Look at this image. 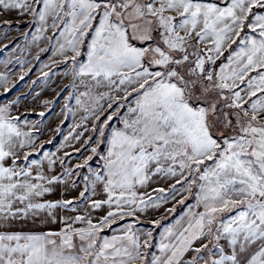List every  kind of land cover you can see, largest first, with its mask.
I'll return each mask as SVG.
<instances>
[{"label":"snow or ice","instance_id":"obj_1","mask_svg":"<svg viewBox=\"0 0 264 264\" xmlns=\"http://www.w3.org/2000/svg\"><path fill=\"white\" fill-rule=\"evenodd\" d=\"M0 26V95L39 63L38 115L73 119L49 151L31 91L0 100V264H264V0H0Z\"/></svg>","mask_w":264,"mask_h":264},{"label":"rangeland","instance_id":"obj_2","mask_svg":"<svg viewBox=\"0 0 264 264\" xmlns=\"http://www.w3.org/2000/svg\"><path fill=\"white\" fill-rule=\"evenodd\" d=\"M24 25L21 24V28H23ZM0 30L2 29V26H0ZM17 30L15 27L10 30V37L11 35L15 34ZM0 43H6V41L0 40ZM17 44H23V40L17 37L16 43L13 44L11 47H9L7 50L5 49H0V60L4 58H9L10 53H11V48L16 47ZM35 50L33 49V53ZM16 56H20L21 53L19 51H16L15 53ZM48 55L50 53H42L40 54L41 56V62H45L47 60ZM25 61L29 60L30 58L28 56L24 57ZM9 67L13 68V75L12 79L16 81L13 91L9 94L5 95H0V100H4L6 98H13L15 97L17 92L21 93H29L31 91V94L27 96L26 99L21 101L19 111L22 113L25 112V109H30L26 113V118L30 120H43V124L41 127L43 128V135L40 136V140L44 141V146H52L54 143L55 138L59 137V141L54 145L52 151H56L57 148L61 147V141L63 140V137L67 134L68 131H70L69 125L73 123V119L71 115H69L68 119L66 122L61 125V131L59 133H56L54 131H49V129H54L55 126L59 123L61 119H64L62 116L58 118V114L60 113V105L62 103V98L57 99L54 102V105L52 108L48 109L45 111V115L43 117H40L38 115L39 111L44 107L39 103L40 100H43L45 98L51 99V97L54 95L53 88L55 87V84H53L52 81H55L57 84L60 83L59 79L57 77H51L49 78V83L48 85H44L42 83H37L35 84L34 87H31L30 89V84L34 79H37L39 77V71L38 69L40 68L39 63H33L31 70L22 78V79H17L19 76V65H10ZM27 67V65H25ZM3 70V64H0V71ZM53 71H57V69H53ZM3 92V89L0 88V93ZM39 92L40 95L37 97L36 93ZM112 124H116V121L113 120L111 122ZM51 140V143H47V141ZM79 145L72 144L70 147H63L64 152H68L71 162L75 163L77 154L72 151L73 147H78ZM91 165L93 167L97 166V160L94 159L91 162ZM161 212H163V209H161ZM169 218V217H168ZM145 227H150L151 225L145 224ZM157 231H159V228H157Z\"/></svg>","mask_w":264,"mask_h":264},{"label":"trees","instance_id":"obj_3","mask_svg":"<svg viewBox=\"0 0 264 264\" xmlns=\"http://www.w3.org/2000/svg\"><path fill=\"white\" fill-rule=\"evenodd\" d=\"M58 141H59V137H58V138L56 137L55 140H54V143L52 144L51 147L46 145V146H44V148L47 149V150H49V151H52L54 145H55ZM187 203H191V200L189 199V200L187 201ZM185 206H186V205H185ZM185 206L177 205V212H176V213H173L172 216H170L169 218H167V221H166V222H171V220L174 218V216L179 215L180 211H182V210H183V207H185ZM157 232H158V231H157Z\"/></svg>","mask_w":264,"mask_h":264},{"label":"crops","instance_id":"obj_4","mask_svg":"<svg viewBox=\"0 0 264 264\" xmlns=\"http://www.w3.org/2000/svg\"><path fill=\"white\" fill-rule=\"evenodd\" d=\"M56 225H53V227H55Z\"/></svg>","mask_w":264,"mask_h":264}]
</instances>
